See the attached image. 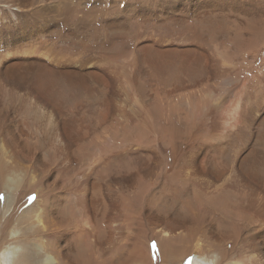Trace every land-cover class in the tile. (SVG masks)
<instances>
[{"label":"bare ground","instance_id":"obj_1","mask_svg":"<svg viewBox=\"0 0 264 264\" xmlns=\"http://www.w3.org/2000/svg\"><path fill=\"white\" fill-rule=\"evenodd\" d=\"M129 1L0 0V195L5 197L0 201V248L22 245L33 261L39 248L58 255L64 264H79L67 256L65 245L71 242L79 258L95 259L90 233H99V247L110 246L119 213L118 203L106 193L117 183L132 187L137 178L139 195L125 197L124 212L132 220L138 210L139 231L157 238L155 253L166 246L162 256L170 264H254L253 258L231 257L223 249L226 240L239 242L243 230L257 261L264 263V219L252 221L240 212L250 197L264 205V154L257 150L264 152V143L251 150L247 144L232 147V138L243 128L264 122V81L258 76H264V64L221 80L222 87L239 81L227 107L209 88L215 74L211 49L221 34L214 31L213 2L235 5L246 20L262 14L253 2L238 0ZM114 10L119 14L113 15ZM187 16L193 20L187 30L194 40L178 36ZM125 21L141 27L168 23L176 37L162 42L151 34L139 40L121 30ZM252 28L256 24L242 25L236 46L243 61L257 48L264 51L262 43H251ZM229 51L225 46L218 56L233 71ZM153 75L160 82L149 92L144 83ZM248 111L255 113L249 124ZM128 116L136 122L132 127ZM179 144L184 153L167 176L175 189L166 202L156 201L150 184L141 186L140 176L152 168L148 156ZM132 146L142 149L146 160L118 176L117 157L134 155ZM207 154L215 161L212 167ZM182 166L199 172L193 184L181 177ZM161 189L166 192L167 186ZM23 196L36 200L21 208ZM206 207L210 219L202 213ZM96 210L101 222L95 219ZM225 215L233 219L228 230L208 235L206 225L218 226ZM139 243L135 240L125 258L130 264H152L147 242ZM118 251L108 258H116ZM14 254L9 248L6 257ZM84 261L79 262L90 264Z\"/></svg>","mask_w":264,"mask_h":264},{"label":"rangeland","instance_id":"obj_2","mask_svg":"<svg viewBox=\"0 0 264 264\" xmlns=\"http://www.w3.org/2000/svg\"><path fill=\"white\" fill-rule=\"evenodd\" d=\"M127 1H129V0H127ZM240 1L241 2L243 1V3L249 2L248 4H251L252 2L254 4H256V8L259 9L258 12H260L262 14V16L249 17V15H248L249 18L255 19V21L251 20L249 18L246 20L245 18H247V17L243 13V11H241L235 5L231 6V4L229 5V3L224 4V2H220V1H215L216 3L213 2L214 6L212 7L213 12H214V13H212V16L214 19V26H215L214 31L216 33H221V34L217 35V38H216L215 43H214V50L211 49V51L213 53L212 55H213V61H214V66H215V74H213V76L211 78L210 83L212 85L209 83V88L214 90L213 92L221 99L223 107H227L230 104L228 102L233 100L234 94L236 92L233 90V88L238 86L239 81L237 79L231 80V82L228 85H226V87L230 88V90L226 91V87L219 86V83L221 82V80L226 78V77L233 78V76H234L233 73L235 71H238L240 73L243 72V70H245V69L254 71L255 68L261 67L264 64V51H262L260 48H257L255 51H253L252 56L247 57V59L245 61H243V58L241 56H239V53H235L237 51L236 46L240 42V40L242 38V34L244 33L243 29H242L243 24H250L251 26H254V27L256 24L255 29L252 28L250 31H248L249 34H251V36H252L251 43H253V44L262 43L259 47L264 48V0H238V2H240ZM129 2H132V0H130ZM217 3H218V5H217ZM219 3H220V5H219ZM219 6L221 7V9L219 8ZM114 13L116 15H118L119 11L114 10L112 12V14L115 15ZM181 16H184V15L182 14ZM217 18H218V20H217ZM189 21H193V20H191L190 17L187 18L186 22L184 24H182L181 30H180V32H178V36L184 35V36L188 37L189 39L194 40L193 38H195V36H193L192 30L191 31L187 30L188 29L187 25H188ZM239 21H240V23H239ZM125 23L123 22L122 27L126 26L127 28L123 27L121 30L126 31V32L129 30V34H131V33L133 35L137 34L135 37L138 38L139 40H142L143 38H145L151 34L155 35L159 39L161 38L160 40L162 42H165L166 40H169V39H175V37H176L175 32L171 30L170 25L168 23H152V25H150V24L146 25L145 24V25H142V27H141V25H139V26L136 25L137 27L135 25L129 26L128 23H131L130 21H125ZM154 25H156L157 27L159 26L158 30H157L156 26H154ZM146 27H148L149 30H151V31L146 29ZM252 30H255L256 32L255 31L251 32ZM148 32L150 34H148ZM191 36H193V37H191ZM229 37L231 38V40L228 39ZM225 46L226 47L230 46L232 51H229L230 52L229 54L231 56H234L233 61L235 64L234 66H236V68L233 71H232V69H229V68L223 66L221 64V61H220L221 59L218 56V52L225 49ZM258 76L260 78L259 81H261V80L264 81V76H260V75H258ZM152 79H153L152 81H149V82L147 81V83H144V87H145L146 91H149V92L153 91V89H151L150 87L153 88V85L155 83L160 82V78L157 77L156 75H153ZM145 82H146V80H145ZM222 89L225 91L224 93H222ZM248 92L250 93V91L248 90L246 94L249 95ZM93 101L95 102V100H93ZM254 115H255V113L253 111H251V112L248 111L245 113V117H247L246 118L247 124L250 123V121L252 120V117ZM135 123L136 122H134L133 118L131 116H128L129 127H132ZM263 123L264 122L261 123L260 121L257 122V125H252V123H251V125H249L248 128H243L240 133H238L234 138H232V140H233L232 147H240V146L243 147L244 144H247L249 146L248 150H251V148L253 146H255L256 149L259 148V147H257V145L259 144L258 146H261L264 143V124ZM99 135H100L99 132L94 134V136H99ZM140 150H142V149H140V148L136 149L135 147L132 146L130 148L129 152L135 153L134 155H129V157H126L125 154H123V155H119L120 157L119 156L117 157L118 165H116V167H115V173L116 174L119 173L118 176H120L126 170L132 171L134 167L145 162L146 158L144 156H143V159L141 158ZM257 150L261 151V154L262 153L264 154L263 149L261 150L259 148ZM183 151H184L183 145L179 144V145H177L176 149L173 148L171 150H167V152L156 151V152H154L153 156L152 155L148 156V162L151 164L152 168L144 176L143 175L140 176V177H142L141 179H144V180H141L143 182H141V181L140 182L142 183L141 186H146L145 185L146 183L144 181L147 182V185L150 184V185H148L149 188L151 189L150 193L155 195L156 201L158 199H160L161 201L166 202L170 193L175 189L174 186L168 181L169 179L167 176H169V174L175 170V168H174L176 166L175 161L176 160L180 161V157H182V154L184 153ZM247 152H249V151H247ZM157 153H159V154H157ZM185 153L187 154V152H185ZM207 157H208L209 165H211V167L214 166L215 161L211 158L210 154H207ZM179 171H180L181 177L187 178L189 180L190 184H193V182H194L193 177H195L196 175H199V172H195V173H194V171L189 172L188 169L186 168V166H182ZM67 172H68L67 170L62 171L63 175H65V176H67ZM136 179H135V182H136ZM118 181L121 182L120 179H118ZM135 182L132 184V187H129L124 183L123 184L117 183L116 188L114 190L106 193V194H110L111 197H113V199L115 200V203L116 202L118 203V204L117 203L116 204L119 208L118 216L117 215L115 216L116 218L114 219L115 221L113 220V226H112V233L114 236V242H112L110 246L105 245V246L99 247L98 240L95 241V239L97 238L99 233L98 234H94V233L91 234L90 233L89 241L91 242L90 244H92L95 259H93V258H81V257L79 258L77 253L74 252V249L71 246V242H69L65 245V247H66V249H68V248L70 249V254L69 255L67 254V256L71 259V261H73V262L76 261V263L78 262L80 264V262L84 263L85 262L84 260L88 259V260H90V264H95V263L101 264L100 262L107 263L108 259H112L111 264H114V263L120 264V263H122V261L130 264V260L127 261V258H125V256H126V253L131 250L132 245L134 244V242L136 240L138 243L140 241V243H141V244L139 243L140 245H142V244L145 245V242H147V246H145V249H148L151 253L152 264H170L168 262V258H163V256H164L163 251H164L166 246H164V245L159 246L160 249L158 250L157 253H155L156 252L155 248L157 247V244H158L157 238L155 236H152L150 234V232L146 229V227H144V228L148 232L139 231V229H142V228H141V225L139 224L140 223L139 218L136 215L138 210L135 209L136 211H135V213H133L134 218L132 220H129V218L127 219V216L124 212V208H125L124 204H125L126 199H128L125 197H127V196L132 197L134 195H137V196L139 195V189L138 188H139L140 183L136 187ZM163 185L167 186L166 192H162L163 189H161V186H163ZM132 188H134V189H132ZM205 191L208 192L209 190L205 189ZM150 197H151V194H149L147 197L143 198L142 201L143 202L148 201ZM26 198L27 197H24V196L21 198L20 204H19V205H21V208L22 207L23 208H26V207L29 208L32 206V205H30V203L32 204L31 197H29L27 199ZM246 202H247L246 208L243 210H240L242 215L243 216L246 215L245 217L249 220H252V221L263 220L264 219V205H261L259 202H257L254 199V197L247 198ZM247 206H248V208H247ZM206 208L203 209L202 213L207 219H210V217H213V215L210 213L211 212L210 208L209 207H206ZM122 209H123V211H122ZM247 210H248V212H247ZM260 210H262L263 212L259 213ZM98 212H99V210H96V213H98ZM5 213H8V211ZM84 213H86V211H84ZM225 216L226 217L221 216L222 218H221L218 226L209 227L208 225H206L205 228H207L208 235L216 234L221 230H228V228H225V227H228L227 223L228 222L232 223L233 219H232V216H230V215H225ZM95 219H97V221L101 222L100 213H98V215H96ZM126 221H128V222H126ZM127 223H129L130 227H128L126 225ZM229 226H231V225H229ZM126 227H128V228H126ZM97 229L99 230L98 227L96 228V231H97ZM240 236H241V238H240L239 242L238 241L233 242L231 240H226L223 243V246H224L223 249L226 250L228 253L230 252L229 254H231V257L242 258L243 256H247L249 258L254 259L253 260L255 262V263L253 262L254 264H264V263H262L263 261H261V262L257 261V258H256L257 254L254 252L255 250L251 246L252 242L249 241L247 238H245L246 237V231H244V230L241 231ZM144 240H146V241L144 242ZM130 243H132V244H130ZM178 244L179 243H177V245ZM177 245H174V246H177ZM118 247H120V248H118ZM100 249L103 251L102 256L100 258H97V256H95V255H97L96 252ZM116 249L119 250L118 254H117L118 256H116V258H108L110 255H112V252H115ZM161 249H163V250H161ZM162 254H163V256H162ZM86 255L84 254V256H86ZM86 262H88V261H86Z\"/></svg>","mask_w":264,"mask_h":264},{"label":"clouds","instance_id":"obj_3","mask_svg":"<svg viewBox=\"0 0 264 264\" xmlns=\"http://www.w3.org/2000/svg\"><path fill=\"white\" fill-rule=\"evenodd\" d=\"M34 230L35 229H31L30 231ZM14 233L16 236L20 235L19 231H15ZM42 243H44L46 246V242ZM9 248L15 249V254L11 258L6 257V253ZM33 255L35 257L34 261L27 258V253L24 246H15L9 244L3 248H0V264H64V260L61 257L50 251L41 252L39 248H37Z\"/></svg>","mask_w":264,"mask_h":264},{"label":"snow or ice","instance_id":"obj_4","mask_svg":"<svg viewBox=\"0 0 264 264\" xmlns=\"http://www.w3.org/2000/svg\"><path fill=\"white\" fill-rule=\"evenodd\" d=\"M5 199V197H3L2 195H0V201H3ZM36 200V197L35 196H32L31 197V201L34 203Z\"/></svg>","mask_w":264,"mask_h":264}]
</instances>
